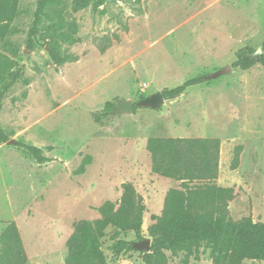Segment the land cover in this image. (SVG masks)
I'll return each mask as SVG.
<instances>
[{"label": "rangeland", "instance_id": "obj_1", "mask_svg": "<svg viewBox=\"0 0 264 264\" xmlns=\"http://www.w3.org/2000/svg\"><path fill=\"white\" fill-rule=\"evenodd\" d=\"M73 1L64 15L76 43L62 42L54 21L45 18L36 49L28 50L36 0L20 1L11 33L0 40V54L24 67L3 102L0 126L10 141L50 148L51 159L40 165L0 141V234L16 224L27 264H66L74 224L96 220L104 202L120 201L124 183H132L152 210L170 179L157 183L152 173L150 138L220 139L217 184L239 194L231 216L239 221L252 214L264 222V67H232L241 49L264 43V0H104L98 10L100 0H89L77 12ZM52 49L78 60L56 65ZM227 66L232 70L220 74ZM199 76L211 79L159 110L112 113L101 125L93 120L107 102H138ZM237 146L243 151L232 171ZM85 159L90 164L77 175ZM151 221L144 223L146 236ZM114 237V229H107V264H145L140 251L115 255ZM119 238L139 243L133 232ZM184 258L181 253L169 264ZM189 264H212L210 250L202 249Z\"/></svg>", "mask_w": 264, "mask_h": 264}, {"label": "trees", "instance_id": "obj_2", "mask_svg": "<svg viewBox=\"0 0 264 264\" xmlns=\"http://www.w3.org/2000/svg\"><path fill=\"white\" fill-rule=\"evenodd\" d=\"M21 0H0V40L11 33L12 24L18 16ZM37 11L28 37V50H35L40 27L44 19L53 20L62 42L76 43L73 25L68 26L64 12L69 0H36ZM72 10L88 8L89 0H74ZM104 0L95 4L98 10ZM72 30V31H71ZM262 54L258 50L245 47L237 53L232 67L249 70L255 66L264 67V43ZM106 49L102 48V52ZM51 57L56 65L76 62L72 55L60 56L52 49ZM24 67L8 56L0 54V112L10 90L22 80ZM209 76H199L182 85L163 90L166 99L181 97L189 88L210 81ZM144 99V98H142ZM119 101L107 102L104 107L92 113L95 123L101 125L112 118ZM138 109L135 105L134 112ZM0 141L10 138L0 126ZM14 146L27 152L38 164L51 161L46 155L49 150L34 145L15 142ZM147 151L151 156L154 175L172 179L180 183L179 188H171L165 197L161 215H152V224L144 235V217L147 210L144 197L135 186L124 183L120 201L104 202L97 210L96 220H82L74 224V231L68 240L66 264H107L103 250L106 231L113 228L112 252L115 255L139 252L135 245L120 239L121 234L133 232L139 243L150 238V253L142 252L145 264H169L170 260L184 253L183 264H189L191 257L199 259L202 249L210 250L212 264H243L246 260L264 262V222H255L252 214L236 221L231 216L230 204L239 197L234 187L217 184L220 173L221 140L218 138H150ZM243 146H237L231 170L239 168ZM90 159H85L76 171L84 174ZM141 252V251H140ZM169 253V254H168ZM28 255L16 224L10 223L0 234V264H27Z\"/></svg>", "mask_w": 264, "mask_h": 264}, {"label": "water", "instance_id": "obj_3", "mask_svg": "<svg viewBox=\"0 0 264 264\" xmlns=\"http://www.w3.org/2000/svg\"><path fill=\"white\" fill-rule=\"evenodd\" d=\"M262 54V49L259 48L255 55ZM232 70L231 66H227L225 69H223L220 74L227 73ZM167 100L164 97L163 92H157L151 96H148L144 99L139 100L138 102H135L134 100H121L116 104V107L113 111L114 116H118L120 114H126V115H132L134 112L135 105L140 108H150L154 110H159L162 107L165 106ZM11 144L15 143V140L10 141ZM137 250L141 252L150 253L152 248V241L150 238L146 239L145 241L141 243H137L135 245Z\"/></svg>", "mask_w": 264, "mask_h": 264}, {"label": "crops", "instance_id": "obj_4", "mask_svg": "<svg viewBox=\"0 0 264 264\" xmlns=\"http://www.w3.org/2000/svg\"><path fill=\"white\" fill-rule=\"evenodd\" d=\"M221 169H222V161L220 162V173H219V179H218L219 181H220V176H221ZM151 170H152V169H151ZM154 176H155L156 179H157V180H156L157 183H158V182H162V181H166V179H168V178L160 177V176H158V175H154ZM173 183H177V182L174 181V180H172V179H170V181H168V185H167V187H165V188L163 189V191H162V195H161L159 201L157 202L156 206H155L152 210L150 209V205H149L148 203L146 204L147 210H146V212H145L144 223H145V221L147 220V218H150L152 215H157V216L161 215V213H162V211H163L164 201H165V197H166L167 192H168L171 188H179V187H175V186H173ZM169 186H170V188H169ZM146 200H148V199H146ZM230 209H231V206H230ZM152 223H153L152 221L149 222L148 227H149Z\"/></svg>", "mask_w": 264, "mask_h": 264}]
</instances>
